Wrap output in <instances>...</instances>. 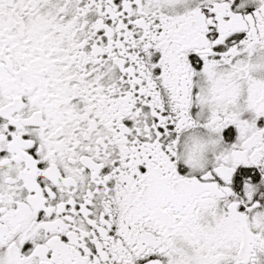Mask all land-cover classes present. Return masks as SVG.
I'll use <instances>...</instances> for the list:
<instances>
[{
  "label": "snow or ice",
  "instance_id": "1",
  "mask_svg": "<svg viewBox=\"0 0 264 264\" xmlns=\"http://www.w3.org/2000/svg\"><path fill=\"white\" fill-rule=\"evenodd\" d=\"M0 264H264V0H0Z\"/></svg>",
  "mask_w": 264,
  "mask_h": 264
}]
</instances>
